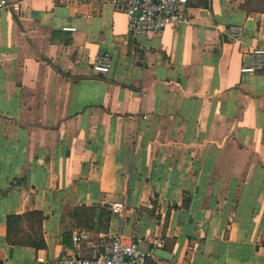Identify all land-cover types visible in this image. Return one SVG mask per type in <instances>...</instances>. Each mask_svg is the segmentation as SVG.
Listing matches in <instances>:
<instances>
[{
	"label": "crops",
	"instance_id": "1",
	"mask_svg": "<svg viewBox=\"0 0 264 264\" xmlns=\"http://www.w3.org/2000/svg\"><path fill=\"white\" fill-rule=\"evenodd\" d=\"M8 1L0 264L89 257L76 232L168 254L145 264H264V68L241 71L264 49V0H187L188 22L144 49L107 0Z\"/></svg>",
	"mask_w": 264,
	"mask_h": 264
},
{
	"label": "built area",
	"instance_id": "2",
	"mask_svg": "<svg viewBox=\"0 0 264 264\" xmlns=\"http://www.w3.org/2000/svg\"><path fill=\"white\" fill-rule=\"evenodd\" d=\"M62 1V0H60ZM84 3L88 0H76ZM113 5H121L125 10L129 30L139 38L138 47L145 48V39L148 34L162 31L168 26H178L188 22L187 0H107ZM8 0H0V10L8 8ZM71 30V28H67ZM243 35L241 26H231L227 31L230 42H239ZM251 62L241 68L243 73H253L264 68V49L255 48L251 52ZM110 67V61L100 56L93 64V71L105 74ZM110 211L113 214H122L125 204L121 201L111 203ZM77 243L86 242L92 249L89 257H84L77 252L57 258L46 264H145L154 257L153 248L144 251L134 242L127 241L120 234H112L108 240L96 244L88 240L84 232L73 235ZM155 247H160L161 242L153 241Z\"/></svg>",
	"mask_w": 264,
	"mask_h": 264
},
{
	"label": "water",
	"instance_id": "3",
	"mask_svg": "<svg viewBox=\"0 0 264 264\" xmlns=\"http://www.w3.org/2000/svg\"><path fill=\"white\" fill-rule=\"evenodd\" d=\"M154 255L157 257H161V258H168V254H166L163 250L161 249H156L154 250Z\"/></svg>",
	"mask_w": 264,
	"mask_h": 264
}]
</instances>
